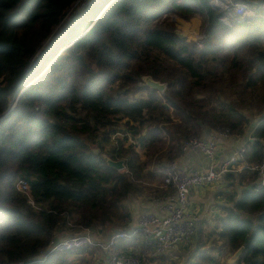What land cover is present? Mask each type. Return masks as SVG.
<instances>
[{
    "label": "trees",
    "instance_id": "obj_1",
    "mask_svg": "<svg viewBox=\"0 0 264 264\" xmlns=\"http://www.w3.org/2000/svg\"><path fill=\"white\" fill-rule=\"evenodd\" d=\"M76 1L0 0V264H99L98 246H49L62 232L127 228L125 199L155 176L156 153L157 164L181 155L184 136L205 128L241 135L255 112L257 138L243 160L264 159V8L228 25L210 0H85L67 18ZM194 19L198 42L178 31ZM138 90L145 94L132 97ZM118 131L107 153L124 169L102 155ZM123 132L140 135L145 157ZM22 177L37 206L18 187ZM224 178L233 187L220 190L221 215L201 218L185 264H224L241 246L230 264H264L258 172Z\"/></svg>",
    "mask_w": 264,
    "mask_h": 264
},
{
    "label": "built area",
    "instance_id": "obj_2",
    "mask_svg": "<svg viewBox=\"0 0 264 264\" xmlns=\"http://www.w3.org/2000/svg\"><path fill=\"white\" fill-rule=\"evenodd\" d=\"M218 9L225 11L223 20L231 25L234 20L250 18L257 14L259 8H264V0H210ZM258 4V5H257ZM220 135L213 139H204L198 135H187L181 139V149H198L210 159L207 168H186L179 163L177 158L167 160L163 167V186L169 189L165 193L164 214L147 211L140 215L135 225L127 228L114 229L107 238L99 237L94 228H84L79 232H73L60 236L56 244H50V250L61 251L77 248L84 245L98 246L108 256L112 264H145L144 257L140 252H118L116 244L120 240H126L137 236H143L152 244L151 255L154 257L166 254L181 243H187L192 239L196 228L201 220L199 213L190 209L189 195L191 189L196 186L202 187L224 179L227 172L247 167L258 172V183L264 185V159L258 162H245L243 155L247 150V141L240 145L237 151L231 155L224 164L216 162L219 137L228 136L227 130L217 131ZM118 131L114 134L121 135ZM128 135L130 142L140 146L132 137L131 132H123ZM252 132L248 139H256ZM18 187L29 193L28 181L20 178ZM30 195V193H29ZM30 202L37 206L30 195ZM20 264V263H16Z\"/></svg>",
    "mask_w": 264,
    "mask_h": 264
},
{
    "label": "crops",
    "instance_id": "obj_3",
    "mask_svg": "<svg viewBox=\"0 0 264 264\" xmlns=\"http://www.w3.org/2000/svg\"><path fill=\"white\" fill-rule=\"evenodd\" d=\"M255 122L256 119H253L251 124L247 127L245 133L241 135L230 134L228 136L219 137L217 158H216V162L218 165H222L227 160H229L231 155L237 151L240 145L248 140L249 135L254 129ZM219 135L220 134L216 130L212 128H205L201 137L209 140ZM176 158L179 161V163L186 168H207L211 162L206 154H204L198 149H193V148L188 149L186 151H182L181 155ZM166 162L167 161L163 160L162 165H160V167L149 166L148 169L155 172V177H156L155 180L153 181H148V180L146 181L147 185L149 186L151 185L150 190L143 189L138 193L131 194L129 197H127V199H125V203L129 206L131 210V219L128 222V226L135 225L140 215L144 212L153 211V212H157L158 214H164L167 211L165 207V192L167 191V188L163 186V181H164L163 167ZM160 178H162L161 181H158V179ZM220 181H217L216 183H219ZM213 184L214 183L202 187L196 186L193 189H191L189 195L190 209L199 213L201 218L202 216H204L203 218L208 219L209 221L212 220L211 215H213V217L217 215H221V210L216 205L217 202H223V199L227 200L226 195L221 193L220 190L226 189L227 191H229L233 187V186L229 187L225 185L226 187L223 188L221 183L216 185ZM220 197L223 198L221 199ZM212 203H215L214 206L216 208H211L210 205ZM117 228H121V227L119 225H112L111 227L108 228L106 227V229H104V227H101L104 233L100 232L99 237L107 238L108 235L114 229ZM82 230L84 229H80L75 232H79ZM96 230L99 232L100 229H96ZM64 234L66 233L62 232L59 236H63ZM181 245L182 244L172 249H169V251L166 254L160 256L162 257L168 256V254L170 253L177 252V250L179 251V247ZM151 249H152V244L147 242L143 236H137L126 240H120L115 246V250H118L119 252L120 251L140 252V254L146 257L145 261L148 262L149 264H151L152 261L156 262V258L150 254ZM176 255H178V253H176ZM96 262L98 263L103 262V264H112L108 260V256L104 257V260L97 259Z\"/></svg>",
    "mask_w": 264,
    "mask_h": 264
},
{
    "label": "rangeland",
    "instance_id": "obj_4",
    "mask_svg": "<svg viewBox=\"0 0 264 264\" xmlns=\"http://www.w3.org/2000/svg\"><path fill=\"white\" fill-rule=\"evenodd\" d=\"M84 4H85V0H77L76 1V3L74 4V6L71 8V9H69L68 10V12H67V14H66V17L67 18H69V17H74L75 16V13H74V11H73V8L75 7V6H77V11H79V10H82L83 9V6H84ZM180 22V25H179V28H178V31L180 32V33H182V34H185V35H187L189 38H191V39H193V40H195V41H199L200 40V34H199V20L198 19H194V20H191V21H184V20H180L179 21ZM54 32H56V33H60V32H62V26L59 24L56 28H55V30H54ZM167 88L165 89V90H160V91H162L163 93H166L167 92ZM143 94H145V92L143 91V90H138V91H133L132 93H131V96L132 97H138V96H140V95H143ZM251 113V114H250ZM249 115L253 118V119H256L259 115L258 114H256L255 112H249ZM123 127H125L124 125H122ZM147 129V128H146ZM124 130V129H123ZM139 136L140 135H137V134H135V135H132V137H134V139L135 140H137L138 142H139ZM118 138V135H116V136H113L112 135V138H111V140L109 141V142H107V144H106V146H105V151H103V152H109V150L111 149V147H112V145L114 144V142L116 141V139ZM98 139H101V137H99ZM130 138H128V140L125 142L126 144H129V143H131L130 141L131 140H129ZM96 148H99V147H96ZM136 148L139 150V151H141V153H142V155H143V157H145V155H147L146 154V150L144 149V148H142V147H140L139 145L138 146H136ZM157 154L158 153H156V155H154V158L152 159V161H150L149 162V166L151 167V166H154V167H159L160 166V164H162V161H163V159H161V160H159L160 162H159V164H157V163H155V162H157V160H158V157H156L157 156ZM165 158V157H164ZM165 161H166V159H164ZM124 169V168H123ZM155 176L154 177H152V176H149V177H147L146 179H145V181H144V183H145V185H146V181L148 180V181H153V180H155ZM161 179L162 178H160V179H158V181H161ZM163 179H164V176H163ZM219 183H221V185H222V187L224 188V187H226V186H228V184H226V182H225V179H223L222 181H220ZM219 183H216V182H214V184L216 185V184H219ZM212 184V183H211ZM213 184V185H214ZM208 185H210V184H208ZM226 185V186H225ZM205 186H207V185H205ZM150 187H151V185L150 186H147L146 185V188H144V189H149L150 190ZM153 187V186H152ZM221 199L223 198V197H220ZM223 201H227L226 199L224 200L223 199ZM214 204L215 203H212L210 206H211V208H216L215 206H214ZM213 213V212H212ZM212 216V220H211V223H213V221H214V217H213V215H211ZM204 216H202V218H203ZM113 224H111V225H108V226H106L107 228L108 227H111ZM106 227H104V229H106ZM210 227H211V225H210ZM100 230H99V232L97 233L98 235H100V232H102V233H104L103 232V230L101 229V227L99 228ZM197 231V230H196ZM195 231V233H194V235H193V237H192V239L191 240H189L187 243H181L182 245L179 247V251L177 250V252H173V253H170V254H168V256H158V257H155L156 258V262H153L152 261V263L151 264H185L186 262H187V259L191 256V254H192V251H193V247H194V245H195V243H196V235H197V232ZM210 231V228H209V226H206V228H205V231H204V236H203V239L204 240H207L208 242L211 240V237L209 238L208 237V235H207V233ZM210 236V235H209ZM141 239V238H140ZM176 249H178V248H176ZM118 251V250H117ZM119 252V251H118ZM137 252V251H136ZM176 253H178V255H176ZM233 255L234 254H231L229 257H227V258H225L224 259V264H230V263H232V262H234L235 261V258L233 257ZM104 257H107V254H105V252L103 251V250H101V249H98V251L95 253V255L93 256V258H92V263H93V261H96L97 259H102V260H104ZM144 257V262H145V264H149L148 262H146L145 261V256H143ZM99 264H103V262L102 263H99Z\"/></svg>",
    "mask_w": 264,
    "mask_h": 264
},
{
    "label": "water",
    "instance_id": "obj_5",
    "mask_svg": "<svg viewBox=\"0 0 264 264\" xmlns=\"http://www.w3.org/2000/svg\"><path fill=\"white\" fill-rule=\"evenodd\" d=\"M215 8H217L216 6H214ZM218 9V8H217ZM182 34V33H180ZM146 83L148 85H150L151 87H154L158 90H165L167 88V84L164 81H161L159 79H155L151 76H147L146 77ZM96 152H100V148H95ZM103 157L107 160L108 164L118 168V169H123L125 168V161L124 159H114L112 158L108 153L103 152L102 153ZM60 236L56 235L52 241V244H56L59 240ZM243 249V246H241L233 255V257L236 259L238 257V255L241 253Z\"/></svg>",
    "mask_w": 264,
    "mask_h": 264
}]
</instances>
